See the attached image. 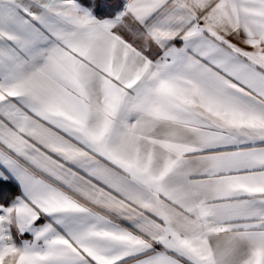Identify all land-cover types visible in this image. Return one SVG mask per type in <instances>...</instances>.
I'll use <instances>...</instances> for the list:
<instances>
[{
    "label": "snow or ice",
    "instance_id": "snow-or-ice-1",
    "mask_svg": "<svg viewBox=\"0 0 264 264\" xmlns=\"http://www.w3.org/2000/svg\"><path fill=\"white\" fill-rule=\"evenodd\" d=\"M0 264H264V0H0Z\"/></svg>",
    "mask_w": 264,
    "mask_h": 264
}]
</instances>
